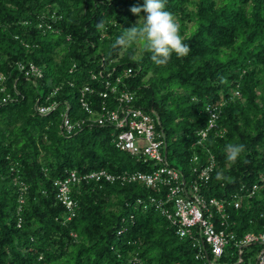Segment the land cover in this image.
<instances>
[{
    "label": "trees",
    "instance_id": "obj_1",
    "mask_svg": "<svg viewBox=\"0 0 264 264\" xmlns=\"http://www.w3.org/2000/svg\"><path fill=\"white\" fill-rule=\"evenodd\" d=\"M144 6L145 0H0V74L14 98L0 106V264H129L135 256L142 264H210L208 251L199 255L192 239L180 238L149 205L156 191L143 184L76 185L70 220L71 212L56 199L54 182L69 170L153 169L116 149L110 126L88 124L75 134L61 133L65 102L72 119L86 118L79 104L82 90L94 89L87 94L97 108L111 71L110 80L119 77L118 87L134 93L136 106L159 114L158 129L166 133L173 165L188 173L191 165L201 167L214 155L211 196L230 198L264 176V0H166V10L177 18L191 49L182 58L173 53L166 66L155 65L142 46L138 58L135 45L112 47L124 30L146 18L144 12L137 16L131 11ZM103 19L110 23L100 32L96 24ZM19 61L39 65L43 77L36 83L26 80ZM127 69L129 76L124 75ZM56 87L52 100L61 105L40 114L37 107L47 104ZM208 103L222 105L221 135L211 133L206 149H194L197 131L207 123ZM175 122L183 144L169 140L168 126ZM229 143L245 146L234 163L226 159ZM195 153L200 161L192 164ZM180 154L184 159L178 166L172 158ZM20 182L27 186L22 203ZM263 208L264 191L240 209L229 208L228 230L238 237L263 231ZM260 250V244L250 246L238 263L237 248L230 244L218 264H255L253 254Z\"/></svg>",
    "mask_w": 264,
    "mask_h": 264
},
{
    "label": "built area",
    "instance_id": "obj_2",
    "mask_svg": "<svg viewBox=\"0 0 264 264\" xmlns=\"http://www.w3.org/2000/svg\"><path fill=\"white\" fill-rule=\"evenodd\" d=\"M52 18L57 17L51 15ZM43 17H50L44 14ZM47 25L49 28L51 25ZM18 38V36L16 37ZM28 47V44H25ZM19 71L25 79L36 83L43 77V69L34 62H17ZM131 69L124 72L129 76ZM113 71L105 77V90L100 92L101 104L96 108L87 93L93 94L94 89L85 86L79 98L82 111L86 118L72 119L71 106L65 102V111L61 115V133L69 136L82 130L85 125L110 126L114 129L112 143L116 149L127 153L137 162L149 163L153 169L147 172H119L113 173L106 169L93 170L79 173L76 170L67 171L65 178L54 182L56 199L71 212L67 220L75 215L76 201L73 199V187L82 183H114L122 184L140 183L156 191L157 196L149 197V205L155 206L170 223L176 228L180 238L190 237L193 246L198 249V254L208 251L213 257L210 264H218L228 245L237 248L238 263L243 262L245 250L254 244H260L261 250L256 255L255 264H264V230L258 233L248 232L238 237L236 232L228 230L230 213L229 208L240 209L244 202L247 203L264 191V176L252 186L242 185L230 198H218L209 194V182L215 167V158L209 154L201 167L191 165L188 173L173 165L167 156V136L165 131L158 129L161 125L159 114L154 110H146L136 106L134 93L120 89L116 78L110 80ZM103 77V71L100 72ZM93 78H96L95 76ZM6 76L0 74V106L14 98L6 93ZM59 91V87L47 95L45 102L37 107L40 114L46 115L56 110L60 101L52 100ZM235 96H240L237 90ZM222 105L208 103L205 106L207 114L206 126L197 131V138L193 141L194 149H206V141L211 135L218 136L219 118ZM211 119V121H210ZM210 121L209 125L208 122ZM208 126V127H207ZM207 152H209L207 150ZM200 161V155L195 153L190 160L192 164ZM19 201H24L27 186L20 182ZM264 219V208L261 211ZM19 226L21 222L19 221ZM75 236V235H74ZM129 264H142L138 257H133Z\"/></svg>",
    "mask_w": 264,
    "mask_h": 264
},
{
    "label": "clouds",
    "instance_id": "obj_3",
    "mask_svg": "<svg viewBox=\"0 0 264 264\" xmlns=\"http://www.w3.org/2000/svg\"><path fill=\"white\" fill-rule=\"evenodd\" d=\"M131 11L137 16L144 12L146 18L141 17L138 26L124 30L114 41L113 48L124 50L134 45L142 46L151 53V59L157 66H166L173 53L178 58L189 54L191 49L183 42L177 18L166 10V0H145L144 7H133ZM108 23L110 21L103 19L96 24L97 30L105 31ZM244 151L243 144L229 143L225 146L226 159L234 163ZM217 179H222V173H217Z\"/></svg>",
    "mask_w": 264,
    "mask_h": 264
},
{
    "label": "rangeland",
    "instance_id": "obj_4",
    "mask_svg": "<svg viewBox=\"0 0 264 264\" xmlns=\"http://www.w3.org/2000/svg\"><path fill=\"white\" fill-rule=\"evenodd\" d=\"M135 47L137 49V53H136V56L135 57L138 58V57H140V50H139V48L141 46H136L135 45ZM180 128H181L180 125H178V123H176V122L175 123H172L171 125L168 126V130H169V133H168L169 140L171 142H173V140L175 139L174 144H178V145L185 143V140L183 138H181V136L179 134ZM176 134L178 135V137L176 136ZM175 137H177V138H175ZM174 144L171 145V150L174 148ZM178 149H179V147H178ZM183 159H184V157L180 154L179 156H174V158H172V160H173L172 162L174 164L178 165L179 164V160L182 161ZM178 166H180V165H178ZM253 257H256V254L255 253L253 254Z\"/></svg>",
    "mask_w": 264,
    "mask_h": 264
}]
</instances>
